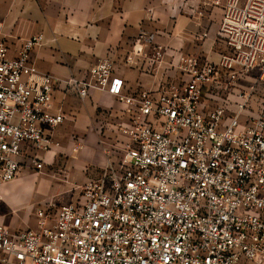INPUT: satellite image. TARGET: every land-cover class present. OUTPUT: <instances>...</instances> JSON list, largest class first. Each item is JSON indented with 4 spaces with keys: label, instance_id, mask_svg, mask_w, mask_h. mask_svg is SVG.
Wrapping results in <instances>:
<instances>
[{
    "label": "built area",
    "instance_id": "2783aa9c",
    "mask_svg": "<svg viewBox=\"0 0 264 264\" xmlns=\"http://www.w3.org/2000/svg\"><path fill=\"white\" fill-rule=\"evenodd\" d=\"M210 3L221 10L226 53L188 66L181 84L134 97L122 94L109 59L62 80L30 62L42 36L14 58L0 38V188L23 160L41 170V154L59 147L55 87L125 105L124 140L104 149L103 168L74 201L36 207L33 228L0 223V264H264V0ZM139 40L151 47V36ZM151 49L159 62L162 48Z\"/></svg>",
    "mask_w": 264,
    "mask_h": 264
},
{
    "label": "crops",
    "instance_id": "0c3cea01",
    "mask_svg": "<svg viewBox=\"0 0 264 264\" xmlns=\"http://www.w3.org/2000/svg\"><path fill=\"white\" fill-rule=\"evenodd\" d=\"M183 6L196 9L195 15L187 16ZM220 18V8L210 0H0V38L6 42L8 57L14 58L24 40L42 36L44 43L31 51L30 62L39 73L62 80L84 78L89 68L109 59L114 75L123 81L122 94L134 97L181 84L188 78L185 70L194 63L198 67L217 63L226 53L217 37ZM141 34L152 37L151 47L162 48L159 62L149 61L152 49L139 40ZM124 108L107 93L93 92L81 101L64 86L55 87L51 109L61 112L64 121L52 134L59 147L41 154L45 164L63 157L60 146L78 136L81 142H75L71 165L78 155L84 165L104 166V149L118 148L124 140L118 130ZM28 165L22 161L18 176L0 188L1 195L31 191L22 183ZM96 174L88 171L87 179Z\"/></svg>",
    "mask_w": 264,
    "mask_h": 264
},
{
    "label": "rangeland",
    "instance_id": "374dc122",
    "mask_svg": "<svg viewBox=\"0 0 264 264\" xmlns=\"http://www.w3.org/2000/svg\"><path fill=\"white\" fill-rule=\"evenodd\" d=\"M249 78L247 80L251 82ZM257 104V101H253L251 108L256 107ZM79 139L78 136H72L71 142L68 143L69 147L60 146L65 150L62 154L63 157H66V161L60 157L57 162L45 164L41 170H37L31 164L24 169L25 178H23L22 183L31 186L30 192L23 189L11 191L4 196L1 195L0 220L5 225L19 229L33 228L35 224L34 209L36 207H46L50 204L58 206L74 201L82 185L86 182L88 171L100 173L99 170L103 168V165L98 168L84 165L83 162H79L81 159L78 161V155L74 165H71L70 155L77 151L75 142L80 143ZM97 150L102 152L100 148ZM9 187L11 184L6 188Z\"/></svg>",
    "mask_w": 264,
    "mask_h": 264
}]
</instances>
